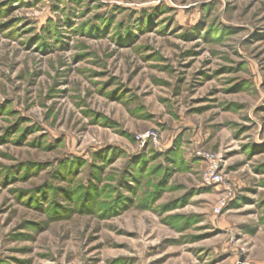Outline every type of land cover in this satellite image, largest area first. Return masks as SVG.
<instances>
[{"label": "rangeland", "instance_id": "rangeland-1", "mask_svg": "<svg viewBox=\"0 0 264 264\" xmlns=\"http://www.w3.org/2000/svg\"><path fill=\"white\" fill-rule=\"evenodd\" d=\"M0 264H264V0H0Z\"/></svg>", "mask_w": 264, "mask_h": 264}, {"label": "built area", "instance_id": "built-area-1", "mask_svg": "<svg viewBox=\"0 0 264 264\" xmlns=\"http://www.w3.org/2000/svg\"><path fill=\"white\" fill-rule=\"evenodd\" d=\"M210 168L205 176V179H207L208 183H214L215 181L221 182V176L218 174V164H217V159L215 155H207ZM226 205L225 199H223L218 206H216V211L220 213Z\"/></svg>", "mask_w": 264, "mask_h": 264}]
</instances>
